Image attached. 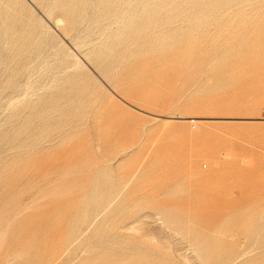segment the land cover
<instances>
[{
    "label": "rangeland",
    "instance_id": "1",
    "mask_svg": "<svg viewBox=\"0 0 264 264\" xmlns=\"http://www.w3.org/2000/svg\"><path fill=\"white\" fill-rule=\"evenodd\" d=\"M24 235L50 264H264V0H0L3 264Z\"/></svg>",
    "mask_w": 264,
    "mask_h": 264
},
{
    "label": "bare ground",
    "instance_id": "2",
    "mask_svg": "<svg viewBox=\"0 0 264 264\" xmlns=\"http://www.w3.org/2000/svg\"><path fill=\"white\" fill-rule=\"evenodd\" d=\"M43 227L44 224L41 222L38 231H41L40 229ZM14 244V247H19V250L21 248V251L25 253L27 264H50V257H47L49 250L47 249L46 243L38 242L32 245L30 243V237L24 235L22 238L15 239ZM0 264H3V262L0 261Z\"/></svg>",
    "mask_w": 264,
    "mask_h": 264
}]
</instances>
